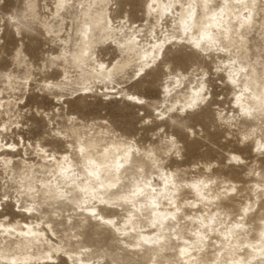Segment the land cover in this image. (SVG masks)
<instances>
[{"label": "bare ground", "instance_id": "obj_1", "mask_svg": "<svg viewBox=\"0 0 264 264\" xmlns=\"http://www.w3.org/2000/svg\"><path fill=\"white\" fill-rule=\"evenodd\" d=\"M125 1L66 0L57 8L55 0L52 8L43 7L49 15L40 17L41 28L54 37L59 53L40 73H59V79L39 82V95L64 105L68 95L101 93L144 107L145 98L128 86L154 67L166 68L169 48L190 49L214 63L232 92L233 106L219 110L218 121L229 134L238 130L251 138L263 154L264 0H146V24L139 25L127 10L117 15ZM36 8L30 5L32 12ZM103 50H113L116 59L109 61ZM19 51L20 60H14L27 67V75L5 74L0 90V180L14 185L12 193L0 189V264H264V181L252 167L249 189L205 173L189 178L174 135L166 138L177 147L169 145L173 153L164 158L157 148L59 109L52 117L37 113L46 129L33 144L19 111L36 79ZM167 72L161 121L173 124L179 114L209 107L207 71L191 77L169 67ZM21 89L24 97L17 95ZM234 156L239 159L233 166L246 165ZM99 232L117 243L108 262L111 254L90 245Z\"/></svg>", "mask_w": 264, "mask_h": 264}, {"label": "rangeland", "instance_id": "obj_2", "mask_svg": "<svg viewBox=\"0 0 264 264\" xmlns=\"http://www.w3.org/2000/svg\"><path fill=\"white\" fill-rule=\"evenodd\" d=\"M55 0H0V90L5 89V74L15 73L20 78L27 75V67L15 62L14 57L17 49H20L27 55V60L32 63L30 68L33 72L36 83L32 85V93L27 96V103L20 107L22 111V124H28L29 129L25 131V138L31 140L34 144L42 138L46 121L37 115L49 114L51 117L54 112L64 115L71 113L79 117L89 126L111 127L121 133L125 138L135 139L138 144L146 149L157 148L161 150L162 157L171 155L167 148L163 147V141L167 136L174 135L181 143V155L183 168H187L189 178H197L200 174L214 175L231 179L237 182L239 187L249 189L254 186L252 174L249 175L248 167L256 171V176L261 175L264 181V153L258 152V148L253 149L251 138L246 139L238 130H233L229 134L228 128L221 124L217 119V112L225 110L223 113L231 110L233 106L232 92L230 87L223 83V75L215 69L214 63L210 59H202L198 53L182 47L169 48L165 63L148 72V75L140 82L128 86L129 91L140 95L147 101L144 107H135L123 99H108L102 97H77L76 94L68 95L70 99L64 105H56L52 97L39 95L37 84L43 79L57 80L59 73L42 75L40 68L43 63L49 66L47 60L50 55L59 53V49L53 42L54 37H50L41 28L40 17L48 16L49 12L44 11L43 7L47 5L53 7ZM146 0H126L117 9V15L127 10L130 19L137 25L146 24L144 18V3ZM29 2L37 6L34 12L30 11ZM30 4V5H31ZM32 16H31V15ZM15 25L20 27L17 31ZM103 55L109 53V61L116 59V53L113 50H103ZM174 74L179 72L186 73L189 77L200 75L203 71L208 72V85L211 92L210 105L200 111L190 113L188 116L179 114L175 117L173 124L166 120L161 121L158 115L166 111L168 103L164 102V84L167 81V68ZM216 70V71H215ZM194 73V74H193ZM131 76V74H130ZM200 77V76H198ZM223 83V84H222ZM6 96V91H4ZM25 92L21 89L18 97H24ZM20 95V96H19ZM23 95V96H22ZM115 97V95H113ZM48 97V98H47ZM118 97V96H117ZM17 109H15V112ZM58 120V119H57ZM62 120H58L61 122ZM63 123V122H61ZM101 123V125H99ZM49 145L47 142H43ZM58 150L62 145L54 144ZM30 158L37 161L36 155L29 150ZM236 154L244 159L246 165L242 167L233 166L236 161L232 155ZM36 159V160H35ZM209 166V170L205 166ZM211 166V167H210ZM4 177L0 180V189L13 192L12 183ZM9 181V182H8ZM9 186V187H8ZM7 212L5 210L3 213ZM22 219V218H21ZM90 245L96 249L111 254L106 261L116 255V241L107 232H99L98 236L90 241ZM121 253V251H118ZM59 264H66L59 262Z\"/></svg>", "mask_w": 264, "mask_h": 264}, {"label": "snow or ice", "instance_id": "obj_3", "mask_svg": "<svg viewBox=\"0 0 264 264\" xmlns=\"http://www.w3.org/2000/svg\"><path fill=\"white\" fill-rule=\"evenodd\" d=\"M65 2H66V0H58V2H57V4H56V7H57V8H62V7L64 6ZM28 6H30V2H29V5H28ZM197 47H199V45H197ZM21 55H22L21 52L19 51V49H17V53H16V60H17V61L20 60ZM137 75H139V73H137ZM46 87H48V88H54V87H56V85H54V84H49V85H47ZM70 119H72V118H70ZM162 143H163V147H165V148H167L169 145H171V149H175V148L177 147L174 138H167V139L164 140ZM10 147H11V146H10ZM171 149H169V150H171ZM149 155H151V153H149ZM232 159L238 160L239 157L234 156V157H232ZM4 199L7 200L8 197L5 196ZM94 215H95V214H94ZM107 223H111V221H107Z\"/></svg>", "mask_w": 264, "mask_h": 264}]
</instances>
